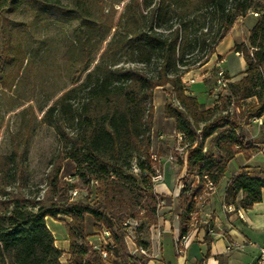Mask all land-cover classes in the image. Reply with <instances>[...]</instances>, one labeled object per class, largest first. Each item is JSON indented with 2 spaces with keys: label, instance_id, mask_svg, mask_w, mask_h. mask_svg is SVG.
I'll list each match as a JSON object with an SVG mask.
<instances>
[{
  "label": "trees",
  "instance_id": "16d2710c",
  "mask_svg": "<svg viewBox=\"0 0 264 264\" xmlns=\"http://www.w3.org/2000/svg\"><path fill=\"white\" fill-rule=\"evenodd\" d=\"M132 1L121 14L120 28L89 68L111 26L94 19L85 0H75L72 7L60 0H0V15L27 6L37 20L76 21L80 28L63 57L86 71L41 116L56 131L60 148L46 175L43 196L26 191L27 140H16L9 153H0V264H63V250L55 245L46 217L65 225L69 264L115 263L114 257L124 255V223L146 218L149 226L156 221L160 201L152 181L156 168L150 130L151 99L157 86L171 85L178 105L166 103L164 112L175 119L176 130L184 134L187 143V170L178 198L180 234L189 230L190 213L199 210L194 196L208 192L202 174L215 185L235 153L257 149L241 136L240 122L228 120L221 112L230 103L240 107V100L255 96L256 103L247 110L252 115L264 114V0H158L145 13L132 6ZM142 1L146 7L152 2ZM194 11L200 14L196 16ZM248 11L258 14L247 39L231 47L245 60L244 74L228 83L223 106L203 108L197 97L186 91L182 77L207 62L234 22ZM174 14L176 24L172 22ZM190 45H198V55L187 54ZM122 54L125 63H121ZM4 66L0 48V71ZM220 121H225L227 129L219 137L217 154L207 153L203 140L216 132ZM201 122L209 125L202 136L196 133ZM63 158L74 164L76 181L59 178ZM132 158L137 159L136 174ZM190 175L199 177V190L185 182ZM79 181L87 194L73 200L69 191L81 188ZM7 186L13 188L6 192ZM262 192L264 176L241 169L229 178L224 202L248 209L261 201ZM143 224L135 229V243L146 249L147 242L139 236ZM102 229L110 231L113 241L105 257L88 241Z\"/></svg>",
  "mask_w": 264,
  "mask_h": 264
},
{
  "label": "rangeland",
  "instance_id": "374dc122",
  "mask_svg": "<svg viewBox=\"0 0 264 264\" xmlns=\"http://www.w3.org/2000/svg\"><path fill=\"white\" fill-rule=\"evenodd\" d=\"M60 1L68 7L74 6L75 3V0ZM85 1L94 19L111 26L109 35L102 42L99 51L94 54L89 64V68H92L99 58L100 51L105 47L112 34L120 28L123 20L121 14L130 0ZM154 4L157 5L158 0H152L148 7L144 5L142 0L132 1V6L144 13ZM194 14L198 16L200 11H194ZM255 19L252 12L248 11L244 17H240L234 22L238 38L247 39L248 30ZM172 22L173 24L177 23L175 14ZM79 28L76 21L61 23L51 20H37L34 17V12L27 6H22L12 13L0 15V48L2 61L5 63L4 68L0 71V153H9L16 140H27L29 181L26 185V191L31 196H43L46 189V175L52 168L58 152H60L56 131L52 126L43 122L41 116L64 90L73 85L74 80H81L86 72L81 71L80 64L63 57ZM187 48V54H193V56L199 54L198 45H190ZM219 48H223V43L219 45ZM221 57L222 55L212 54L209 57V64L205 65V67H208L206 70L208 73L203 79H205L207 87L203 81L197 80L202 78L201 74L195 76L197 73L195 69L201 65L191 68L190 70L193 71L190 74H186V72L182 77V80L186 83V91L189 93V84L191 83L190 86L203 103V108H207L208 105L209 107L223 106L222 100L229 94L228 84L221 86L217 83V70L226 66L236 69L238 63L233 60V54H228L227 60L220 65ZM125 62L126 55L122 54L121 63ZM189 78L197 81L192 83ZM151 101L154 109L151 119L150 150L157 158V160H154L155 173L161 174L163 158H167L173 165L176 164L187 153V143L178 138L175 119L166 116L164 112L166 103L178 105L171 85L166 84L155 87ZM251 106L249 104L243 109L241 107L236 109L230 103L221 114L228 115V120L245 122L246 130L252 132L255 130L264 131V125H259L256 120V117L260 116L252 115L247 110ZM224 122L220 121L216 132L204 138L203 147L207 153L216 150L220 135L227 129V126L223 125ZM208 131V123L201 122L196 128V133L200 136ZM248 134L250 133L246 135ZM136 162L137 159L132 158V172L134 174L139 171ZM73 172L74 164L69 159L63 158L60 160L59 178L61 180L76 181ZM183 182L184 180H182V185ZM185 182L190 186L194 184L192 188L195 190H199L202 186L199 183V177L196 175L194 177L190 175ZM79 185H81V188L77 189L76 194L69 191L73 200L83 198L87 194L81 181H79ZM12 188L13 186H7L5 191L8 192ZM204 196L205 192L196 197L199 200L198 207ZM159 205H161V202H159L158 207ZM177 205L175 211L179 213L180 208ZM59 216L62 217V215ZM47 220H50L49 217ZM138 222H144L140 228L139 236L146 241L147 232L152 224L148 226L149 220L146 218H141V221L138 220ZM53 225L51 223L50 227L52 226L57 232L66 230L63 221H59V229ZM128 230L131 229L128 228ZM55 239L59 238L56 236ZM124 239L130 241L128 236H125ZM166 247L171 248V243L167 242ZM126 258L124 250L121 259L127 260ZM131 258L133 261L144 262L143 258L138 255Z\"/></svg>",
  "mask_w": 264,
  "mask_h": 264
},
{
  "label": "crops",
  "instance_id": "0c3cea01",
  "mask_svg": "<svg viewBox=\"0 0 264 264\" xmlns=\"http://www.w3.org/2000/svg\"><path fill=\"white\" fill-rule=\"evenodd\" d=\"M244 41L238 38L234 24L230 31L219 42L213 55H222L220 65L227 60L228 54H233V60L237 61L236 69L230 66L222 67L228 76L229 81H236L243 76L245 60L241 53L231 50L235 42ZM223 43V48L219 45ZM209 59L195 70V76L201 74L200 79L205 83L206 70ZM193 70L188 71L190 74ZM191 78H189L190 80ZM197 80L191 81L195 83ZM189 84V93L196 96ZM197 97V96H196ZM209 98V97H208ZM198 99V97H197ZM199 100V99H198ZM243 100V101H242ZM240 101V107L254 105L255 96H251ZM199 102H201L199 100ZM208 102V101H206ZM202 103V102H201ZM203 104V103H202ZM206 107H209L206 106ZM239 109L238 106L235 107ZM259 125H264V114L256 117ZM240 122V121H239ZM241 136L248 143L256 146L257 149L250 152L249 149L239 151L228 161L227 167L213 188L205 192L199 210L195 212V225L189 229L188 240L185 250L178 254L175 249V238L180 234L181 223L178 212L175 211L179 193L181 190L182 178L187 170V153L176 164H171L167 158H163L162 179L154 182V192L157 194L161 205L157 208L156 222L153 223L147 232L146 252L142 253L135 249L136 243L125 239L126 259L119 256L114 257L116 262L111 264H253L256 260L259 249L258 246L264 244V192L261 201L253 204L251 208L243 209L240 206L228 205L224 202L225 187L229 178L244 169L250 175L264 176V131L246 130L245 122H240ZM247 133H250L246 135ZM219 141V139H218ZM209 153L217 154V148ZM178 207V205H177ZM46 217L47 226L54 235V242L57 247L63 250L61 261L63 264L69 258L68 254V233L67 230L55 231L51 223L59 229V221ZM53 228V229H52ZM56 234V235H55ZM56 236L59 239H55ZM205 236L208 240L205 241ZM94 247L99 246V234L88 238ZM167 242L171 243V248H167ZM134 251V252H133ZM143 258L142 261H133L132 256ZM174 261V262H173Z\"/></svg>",
  "mask_w": 264,
  "mask_h": 264
},
{
  "label": "built area",
  "instance_id": "2783aa9c",
  "mask_svg": "<svg viewBox=\"0 0 264 264\" xmlns=\"http://www.w3.org/2000/svg\"><path fill=\"white\" fill-rule=\"evenodd\" d=\"M251 12L254 16H256L258 14V12H256V11H251ZM190 81H193V79H190ZM216 81L221 86H226L230 82L228 77L225 75L224 69L219 68L217 70ZM177 136L181 140H183V138H184V134L182 132H179V131H177ZM151 157L153 160H157L155 154H151ZM170 158H172V157L170 156ZM161 178H162V176L160 173H155V175L152 176V181L155 182ZM202 178L204 181V187L206 189H211L214 187L213 182L209 179V176L206 173L202 174ZM181 186H182V184H181ZM191 187H194V184H192ZM71 193L76 194L77 190L76 189L72 190ZM196 197L197 196L195 195L194 198H196ZM229 206L230 205H228V207ZM195 214H196L195 212L190 213V219L186 224V227L188 229H191L195 225V222H196V215ZM124 224L126 225L125 236L126 237L128 236V238H130V240H133V242H134V240L136 239L135 229L137 228V226H139L138 220L137 219H130V220H127ZM128 228H130L131 230H128ZM188 232H189V230H188ZM188 232H186L185 234H179L175 238V241H174L175 249H176L178 254H182L185 250L187 240H188ZM98 234L100 237V244L96 248H100L102 256L105 257L107 254L108 248L112 247V244H113V241H112L111 236H110V231L108 229H102ZM125 236H124V238H125ZM135 249L142 252V253L145 252V249H143L141 246L136 245ZM258 249H259V254H258V256H257V258L253 264H264V244L259 245Z\"/></svg>",
  "mask_w": 264,
  "mask_h": 264
}]
</instances>
